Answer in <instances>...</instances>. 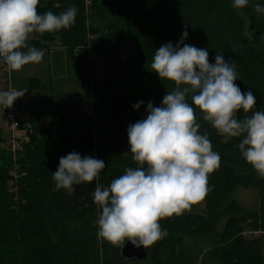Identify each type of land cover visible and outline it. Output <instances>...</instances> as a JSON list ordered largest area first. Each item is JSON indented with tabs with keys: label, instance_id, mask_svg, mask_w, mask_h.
Instances as JSON below:
<instances>
[{
	"label": "trees",
	"instance_id": "obj_1",
	"mask_svg": "<svg viewBox=\"0 0 264 264\" xmlns=\"http://www.w3.org/2000/svg\"><path fill=\"white\" fill-rule=\"evenodd\" d=\"M81 2L39 0L38 13L59 14L75 6L77 15L69 28L35 33L27 43L46 48L59 38L70 74L85 92L92 90L94 118L83 109L57 108L53 96H45L33 110V131L21 156L16 158L20 149L3 147L0 135V264H264V179L242 158L239 139L222 143L202 120L200 131L208 134L221 157L219 168L208 177L207 212L161 220L168 234L150 248L146 261L122 258L126 241L112 245L97 238L94 221L101 210L91 198L96 181L75 185L69 195L54 190L51 175L59 158L73 151L104 160L99 183L105 187L125 168L137 166L128 151L127 127L145 118L149 101L160 106L173 87L150 71V63L155 49L167 42L175 46L185 28V42L207 49L210 63L217 52L236 65L235 83L242 92L253 91L254 111H264V14L254 10L264 0H249L243 9H233L231 0H93L95 27L88 24ZM99 33L105 36V56L115 74L93 79L90 88L84 75L89 58L85 45L89 35ZM125 45L131 46L127 61L120 56ZM139 101L144 105L137 111L133 105ZM250 114L241 111L237 118ZM238 187L257 189L259 206L250 212L231 201L224 208L228 220L220 232V208ZM246 224L261 236L243 237Z\"/></svg>",
	"mask_w": 264,
	"mask_h": 264
},
{
	"label": "clouds",
	"instance_id": "obj_2",
	"mask_svg": "<svg viewBox=\"0 0 264 264\" xmlns=\"http://www.w3.org/2000/svg\"><path fill=\"white\" fill-rule=\"evenodd\" d=\"M39 0H0V62L19 71L38 64L44 51L27 43L33 33L67 29L75 22L77 8L54 14H39ZM249 0H231L233 9H243ZM264 14V6L254 5ZM167 42L155 49L150 71L173 87L160 106L149 101L146 116L127 127L129 151L136 167H127L108 186L99 183L105 169L103 159L70 152L59 158L51 173L54 190L71 195L75 185L96 181L91 198L101 210L94 223L97 238L112 245L128 241L136 248L149 249L167 236L160 221L180 215L201 202L208 191V177L220 166V154L213 150L207 133L200 131L201 120L215 129L222 143L239 139L242 158L264 179V111H254L253 91L242 92L235 83L236 65L223 53L209 62L205 48L185 41ZM27 89L0 90V106L11 108ZM144 105H133L139 110ZM243 111V119L237 113ZM199 113V117L197 116Z\"/></svg>",
	"mask_w": 264,
	"mask_h": 264
},
{
	"label": "rangeland",
	"instance_id": "obj_3",
	"mask_svg": "<svg viewBox=\"0 0 264 264\" xmlns=\"http://www.w3.org/2000/svg\"><path fill=\"white\" fill-rule=\"evenodd\" d=\"M83 7H85V15L87 22L90 26L95 27L94 15L98 13L94 9L93 0H87L86 5L84 0H81ZM86 8L88 10H86ZM39 13V14H43ZM105 36L103 33H99L98 36H91L88 40H91V62L88 61V69L84 72L87 78L88 87L95 78H112L115 71L109 64V60L105 56V44L102 41ZM35 33H33L29 39H33ZM46 48H37L44 51V57L38 64L26 65L19 71L10 70L4 63L0 62V90H8L9 88L15 89H27L25 96L22 99H18L11 108H4L0 106V135L5 139L3 147L7 149H20V153H16V158L24 153L25 146L23 143H28L31 134L32 125L30 119L36 103L45 96H53L54 105L58 107L69 106L71 110H81L86 107V111H93L92 98L89 93L83 90V84L80 80L73 78L70 74V69L67 61V51L61 47L59 38H55L53 42L46 44ZM130 45H125L120 56L123 61H127L130 58ZM8 74V76H6ZM10 81V82H9ZM8 82V84H7ZM33 84H37L33 86ZM9 85V87L7 86ZM34 103L32 108L27 109V104ZM12 111L13 119L20 123V127L15 130L10 128V121L8 120L7 111ZM52 120V119H50ZM12 140H15L12 142ZM13 150V151H14ZM123 151L126 153L127 149L123 147ZM129 151V149H128ZM127 151V152H128ZM16 180V178H15ZM236 201L238 205L245 211L253 212L259 206V191L257 189H245L238 187L227 199V201L221 206L219 216L217 219V229L222 232L228 217L224 214V208L231 201ZM207 203L204 198L196 205H192L188 210L183 213L191 214H206ZM248 224L245 225L243 232L241 233L246 239H255L260 237L261 234L256 231H251Z\"/></svg>",
	"mask_w": 264,
	"mask_h": 264
},
{
	"label": "water",
	"instance_id": "obj_4",
	"mask_svg": "<svg viewBox=\"0 0 264 264\" xmlns=\"http://www.w3.org/2000/svg\"><path fill=\"white\" fill-rule=\"evenodd\" d=\"M149 252L150 248H136L130 242L126 241L121 248V257L130 261L143 262L147 260Z\"/></svg>",
	"mask_w": 264,
	"mask_h": 264
},
{
	"label": "built area",
	"instance_id": "obj_5",
	"mask_svg": "<svg viewBox=\"0 0 264 264\" xmlns=\"http://www.w3.org/2000/svg\"><path fill=\"white\" fill-rule=\"evenodd\" d=\"M85 1V3H86V5L88 4V1L87 0H84ZM86 10H88L87 8H86ZM89 37H91L90 35H89ZM89 37H88V39H89ZM87 39V44L85 45V48H86V50L88 51V56H89V58H88V61H90L91 62V56H90V51H91V48H92V45H91V40H88ZM91 86H92V83L90 84V88H91ZM93 93H92V90L89 92V95L91 96ZM92 97V96H91ZM86 107H84L83 108V111L84 112H86L89 116H91L92 118H94V109H93V111L92 112H89L88 110L86 111ZM6 113H8V120L10 121L9 123H10V128L12 129V130H15V129H17L18 127H20V123L15 119H13V114H12V111H7ZM13 141H15V140H12V142ZM14 174V173H13Z\"/></svg>",
	"mask_w": 264,
	"mask_h": 264
},
{
	"label": "crops",
	"instance_id": "obj_6",
	"mask_svg": "<svg viewBox=\"0 0 264 264\" xmlns=\"http://www.w3.org/2000/svg\"><path fill=\"white\" fill-rule=\"evenodd\" d=\"M63 48V47H62Z\"/></svg>",
	"mask_w": 264,
	"mask_h": 264
}]
</instances>
